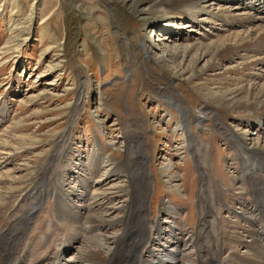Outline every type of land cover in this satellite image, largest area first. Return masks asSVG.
Instances as JSON below:
<instances>
[{"label":"rangeland","instance_id":"1","mask_svg":"<svg viewBox=\"0 0 264 264\" xmlns=\"http://www.w3.org/2000/svg\"><path fill=\"white\" fill-rule=\"evenodd\" d=\"M191 1L0 0V143L15 153L0 155V171L17 177L13 192L42 196L36 208L22 201L0 216V237L7 221L18 234L8 245L20 264H104L77 253L76 228L84 230L98 180L124 190L97 206L114 219L102 230L104 258L150 259L157 225L185 251L174 264H197L203 247L223 250L222 259L233 248L244 253L230 242L229 222L251 229L242 218L253 215L254 197L243 184L238 194L233 178L244 163L264 161V65L234 84L235 59L218 49L242 25L189 17ZM172 43L208 46L173 62L161 50ZM20 141L30 145L19 150ZM111 162L122 168L113 173ZM166 177L181 191H168ZM8 189L0 180V207L12 201ZM207 189L223 195L208 217L199 205ZM65 197L69 220L59 214Z\"/></svg>","mask_w":264,"mask_h":264},{"label":"bare ground","instance_id":"2","mask_svg":"<svg viewBox=\"0 0 264 264\" xmlns=\"http://www.w3.org/2000/svg\"><path fill=\"white\" fill-rule=\"evenodd\" d=\"M227 1L228 0H198L197 2L191 1L186 6L185 11L189 17L199 16L202 14L203 16H205V20H214L215 22H220L222 25L224 24L233 26V28L235 27V25H242L241 27L243 28L227 34L226 37L223 38L221 44H219L218 49L219 53H230L233 59H235L234 68L232 67L227 74L229 75V78L233 79L234 84L239 85L240 82L243 81V77L246 72H249V70L252 71L256 66L264 65V1L233 0V2H235L233 6H227ZM243 1H250V4H247V6H243L240 4ZM233 28H228V30L231 31L233 30ZM193 45H195L194 48L196 47L198 50L200 48L202 50V48L208 46L204 44ZM190 46L192 45L178 46L172 43L168 47H164L163 49L162 46L161 50L163 51V56H166L168 59H170V61L175 62L178 59H185L188 53L191 52V50H194V48L192 49L190 48ZM207 50L210 51V49ZM196 52L198 51L196 50ZM160 61L161 57L158 58L157 62ZM206 115H203L204 119L207 118ZM186 142H188V134H186ZM19 143V150L26 149V146L30 145L25 141H20ZM7 144V142H5L4 144L0 143V155H2L3 152H9V156H13L15 154L12 151L14 150V148H12L13 146L10 143L9 147ZM187 147L189 148V146ZM262 151L263 150H257L252 148V152L254 154L259 153L261 156H263ZM107 162H109V160L103 163ZM244 164L245 166H243L242 168V173L244 174L240 177V179L233 178V186L238 184L236 188H238L239 191H242L238 194L242 195L245 188H242L240 185L243 184L244 186L248 187L250 195L252 194V196L254 197L252 203L250 204L251 209L253 211V215L247 219H244V217L242 218V220H245L244 222L248 223L249 226H251L252 228H243L238 223L241 220H237L236 222L230 221L229 227L232 229L230 230V233L232 234L228 236L230 238V242L234 244V246L242 247L245 251L244 253H240L238 249H230L231 251L225 256V258L222 259V255H224L223 250L210 249L213 246H209L210 248H205L203 247V244L202 251L204 252V259H197V264H264V161L260 165L255 163ZM110 165L115 166L113 167L114 170H112L113 173H116V171H119V169L122 168L121 164H116L114 162H111ZM258 171H260L262 175H260ZM16 178L17 177H14L11 171H0V180L3 182V184L9 183V200H12L11 202L9 201V204H5L4 206L0 207V216L2 215V213L9 211L10 208H16L18 204L22 201H31V203L26 205V208L30 207L32 209L36 208L42 202L41 193L35 194L33 191H28L27 193H24V191L22 190H16L15 192H13L12 190H10L13 186L18 184V180ZM258 180H261L263 184L260 183ZM173 182V179L169 178L164 181L168 191L180 192V188L178 186L175 187V183ZM203 182H207L205 178H203ZM61 184L62 183L59 182L56 186L57 189L60 190L59 195L65 193L61 188ZM107 185L108 184L106 180H98L95 182V186L91 189L90 204L94 202L96 204L94 203V207H92L90 204L87 207L88 212L85 213V217L83 219L84 230H82L81 227L76 228V230L78 229L83 232L84 240L82 241V244L84 245L81 246V248L77 249L78 260H89V262H95V260H104V264H174L173 262L175 260V255L180 254V256H182L181 254H183V252L185 251L180 248L179 245H177L178 243L177 239L174 237V231L172 229L168 231L171 234L170 235L169 233L165 232L166 230L161 229L159 225L153 227L155 238L154 241H156L158 248L157 250L151 252L147 251V253H149L150 259H148L147 256L146 258H143L141 255L138 256L140 258H138L139 260L136 259L134 261H128L127 259L104 258L108 255L107 253H103L101 248H103V246L104 248H106L105 245L107 241L105 240L107 239H105L102 230L103 227L106 226L105 224H110L114 219L109 216H106L102 211L99 212V209L97 208L102 206L109 200V196L107 197V195L124 191L122 188L116 187L117 185H108V187H106ZM105 187L107 189H105ZM57 189H55V191ZM68 195L70 196L73 194L70 193ZM222 197L223 195H221L220 192L213 195L212 197V195H209V191L207 189L204 198H201L199 201V205L201 207L200 210L203 211V215L206 217L211 216L213 214V206L211 205V199H222ZM66 200L67 197L62 200L60 199V204L58 205L59 214L69 220L70 218L67 216L69 208L67 207L68 202ZM213 202L215 204V201ZM112 209H115V207ZM25 221L27 220H24L23 217L16 219V222H20V224H23ZM122 222L124 223L123 220ZM207 225L208 222L203 223V227H206ZM5 226L6 229L0 237V264H20L22 259H15V257L13 256V250L11 249L13 246L8 245L9 239H12L14 241L18 239V234H9L8 230L12 227V223L10 221H7V223H5ZM120 238H123V235L118 238V243ZM202 238L203 237L199 238L197 235H193V239L197 240V243ZM203 239H206V237H204ZM174 241H176V243ZM92 243L96 247V251L89 250V247ZM194 245H196L195 242ZM84 246H87L88 249H86ZM85 250L87 251L85 252ZM227 250L229 249L227 248ZM89 257L90 259H88ZM54 263L55 261L52 264Z\"/></svg>","mask_w":264,"mask_h":264}]
</instances>
